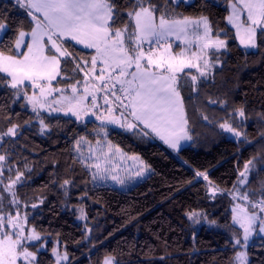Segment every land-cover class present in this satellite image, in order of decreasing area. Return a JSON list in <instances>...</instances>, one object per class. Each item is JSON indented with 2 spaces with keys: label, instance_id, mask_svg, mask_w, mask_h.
Wrapping results in <instances>:
<instances>
[{
  "label": "trees",
  "instance_id": "1",
  "mask_svg": "<svg viewBox=\"0 0 264 264\" xmlns=\"http://www.w3.org/2000/svg\"><path fill=\"white\" fill-rule=\"evenodd\" d=\"M230 1L144 0L157 18L206 17L212 36L227 42L226 50L208 53L210 74L199 77L187 70L180 76L191 144L177 152L139 126L117 129L34 111L28 104L30 87L12 88L10 78L0 73V155L5 157L0 161V212L19 216L40 235L27 245L37 252L36 264H56L53 249L61 257L67 254L62 264H103L108 257L113 264H238L243 233L233 223L232 206L238 202L259 215L254 204L264 201V35L258 31L255 51L242 48L228 24ZM109 3L114 5L110 25L113 30L127 27L131 53L134 19L128 13L138 10V0ZM22 5L0 0L3 54L15 55L19 33L34 28ZM63 46L71 57L62 60L58 80L68 85L83 78L81 61H90L94 52L71 42ZM114 88L124 97L120 86ZM124 105L118 118L120 112L129 113ZM241 108L244 117L238 114ZM225 123L241 135L221 128ZM11 127L17 134L3 135ZM99 140L140 156L149 175L131 187L98 182L84 145ZM191 213H196L192 219ZM259 225L263 228L260 215ZM246 251L247 264H264V237L254 238Z\"/></svg>",
  "mask_w": 264,
  "mask_h": 264
},
{
  "label": "snow or ice",
  "instance_id": "2",
  "mask_svg": "<svg viewBox=\"0 0 264 264\" xmlns=\"http://www.w3.org/2000/svg\"><path fill=\"white\" fill-rule=\"evenodd\" d=\"M26 6L30 10L34 9L35 12L42 13L44 23L29 11V15L37 22L30 33L31 43L26 45L28 52L21 59L15 56H5L0 52V73H6L10 77L12 88H18L25 81H29L34 87L40 89V95L43 96L46 85H50L51 81L60 74V62L57 56L44 55V50L47 47L44 39L47 37L52 48L60 56L68 55L71 57V53L62 50L61 44L57 43V39L62 43L64 38H68L86 47L95 48L104 64L118 69L120 76H124L128 67L135 63L136 71L131 75L133 80H140V85L134 91L130 103L124 105L125 108L130 109L129 115L146 128H151L173 148L178 147L181 139H191L185 130L187 119L184 102L177 87V73L183 72L185 68H197L200 76H204L205 72L199 70V64L186 57L184 53L173 54L168 38L175 35L177 39H181V34H184L186 38L189 27H191L197 39L202 41L201 48L214 47L219 49L226 47V41L218 38L212 40L209 36L211 29L207 18L202 17L193 20L184 17L169 20L164 15L157 18L154 8L145 7L144 0H138V10L128 13L135 21L134 32L129 34V40H134L130 54L129 50L124 47L123 40L124 33L128 31L127 27L121 31L113 30L110 25V22L113 21L114 5L110 4L109 0H28ZM244 10H247V14L245 20L242 21L240 17ZM228 21L237 29V35L240 34L241 30L246 34L247 39L241 37V44L245 47H256L257 28L264 35V0H237V4L232 5V14L228 17ZM246 23L247 26H245ZM201 26L203 27L202 35L199 32ZM3 27L4 25L0 23V29ZM25 35L26 33L23 31L19 33L20 39L16 41V48H20ZM53 37L57 39H53ZM144 41H147L149 45V52L146 57L141 48ZM153 44L157 47L163 46L164 51L154 56L151 48ZM142 59H145V65L140 63ZM91 63L95 67L96 59L93 58ZM204 64L206 68L209 66L207 60L204 61ZM152 68H155V71H152ZM98 79H103V70H101V76ZM191 79L196 81L197 77L192 76ZM41 81L44 83H40ZM123 83L131 85L132 81ZM76 91L77 89L72 87V92L75 93ZM121 91L126 90L121 89ZM111 95L115 96V93L113 92ZM34 96L29 99L33 100ZM116 99L119 100L120 98L116 97ZM69 111L79 118V112L74 111L71 107ZM237 111L240 117L245 116L242 108ZM120 115L124 116V113H120ZM204 119L207 117L205 116ZM109 122L116 123L118 120L113 117ZM41 123L43 124V121ZM127 126L132 128L134 125L129 123ZM220 127L237 136L241 135L227 123L221 124ZM164 133H168V135ZM16 134V128L11 127L3 135L15 136ZM144 134L147 135V133ZM79 143L77 141V146ZM4 159L5 157L0 155V161ZM251 163L252 161H249L245 165L244 172L240 173L241 177H245L249 171L248 165ZM92 167L98 171H105L101 169L99 163L92 165ZM113 178L115 179V177ZM204 179H207L206 175H204ZM67 183L68 181H65V184ZM244 198L247 199V196ZM17 215L19 214L17 213ZM195 216L196 213L189 214L190 219ZM5 219L4 216H0V264H17V260L21 257L31 264V261L35 260V255L24 247V240H41L40 235L35 233L33 229L32 235L23 237L24 228L14 223V218L11 216L7 218L6 222L14 231H4ZM256 219L255 215L249 218L250 222H254ZM241 227L244 225L241 224ZM261 231H264V228ZM248 236L249 228L244 227L243 240L245 242L248 240ZM235 243L240 244L241 240L236 239ZM53 252L56 253V249H53ZM60 259L66 260L67 254L65 253L63 257L57 254V264H59ZM237 260L239 264H245V253H239ZM103 264H113V259L111 257L105 258Z\"/></svg>",
  "mask_w": 264,
  "mask_h": 264
},
{
  "label": "rangeland",
  "instance_id": "3",
  "mask_svg": "<svg viewBox=\"0 0 264 264\" xmlns=\"http://www.w3.org/2000/svg\"><path fill=\"white\" fill-rule=\"evenodd\" d=\"M20 1L25 6L28 3V0H20ZM175 1H185L186 3H191L194 0H175ZM233 4H237V0L230 1L228 17L232 14ZM237 6L240 7V5H237ZM28 10L31 11L42 23H44L42 13L35 12L34 9H31V10L28 9ZM246 14H247V10H244L240 17L242 21L245 20ZM203 18H206V17H203ZM190 19L198 20L200 18H190ZM33 21L36 25L37 21L35 20ZM228 24L235 30L237 40L239 41V44L242 48H244L247 51H255L257 49V33L260 30L259 28H257L256 35H255L256 47L252 48V47H245L243 44H241V37H244L245 39H247V36L243 32V30H241L239 35H237V29L234 27V25L231 24L229 21H228ZM134 25H135V21H134ZM245 26H247V23L245 24ZM209 27L211 29L209 36L211 37L212 40H216L218 37L212 36V28L210 26V23H209ZM4 28H6V26H4ZM119 30L123 31V29H119ZM199 32L201 35L203 34L202 26ZM25 36L26 37H24L23 41L21 42L20 48H15V51H16L15 55H9V54H4V55L5 56H15L18 59H21L23 55L28 52L27 47H26L27 45L26 40L28 38V35H25ZM29 36H30V33H29ZM181 36H182L181 39H177L175 35H172L168 38V43L171 45V52L173 54L181 53V52L184 53L186 57L191 58L193 62H196L199 64V70H202L205 72L204 76H207L208 74H210V71H211L210 66L212 64V61L208 55L209 50L210 51L211 50L224 51L227 49V42H226V47H222L219 49H216L214 47L201 48L202 41L197 39L196 34H194L191 27H189L186 38L184 37V34H181ZM53 39H57V38L53 37ZM218 39H221V38H218ZM29 40H30L29 42L30 44L31 39ZM123 40H124V47L125 48L128 47L126 44L125 33L123 36ZM221 40H224V39H221ZM64 42H71L80 48H83L86 50H92L94 52L92 59L93 58L96 59L95 67L92 66V63H91L92 59L90 61L82 60L80 69L83 70L84 72L83 78L75 83L63 85L58 79L61 77L60 76L61 62L68 55L60 56L59 53H57L55 49L52 48L50 42L47 40V37H45L44 43L47 45V47L44 50V55L45 56H53V55L57 56L60 62L59 63V73L60 74L57 75L55 79L51 81L50 85H46L45 94L43 96L40 95V89L34 87L29 81H25L24 84L18 87V89H24V91L26 87L28 86L30 87L26 89L28 90V94H27L28 104L30 105L32 110L35 107L34 111L45 112L51 115L70 116L82 122L95 120L102 126H108V127L117 128V129L124 128L125 130L126 129L128 130L129 127L127 125L131 123L134 125L133 127L139 126V127L144 128L154 138L162 142L166 147H168L173 152H177L181 150L182 148L187 147L191 144V139H181L179 141L177 148L171 147L169 143H166L164 139H161L160 135H157L156 132H153L151 128H146L142 123L136 121L134 117L129 115V113L126 112L127 114H125L122 109L121 111L125 115L120 116L118 118V115L116 114V112H118V109L120 110L119 108L120 103L121 104L126 103V105H128L130 101L132 100L134 91L137 90L140 85V80L139 79L133 80V77L131 75V73L136 71L135 63H133L130 67H128L127 72L124 76H120L118 69H114L113 67L106 66L104 64L101 57L97 54V51L95 48L86 47L85 45L78 44L75 41H72L68 38H64L62 43L59 39H57V43L61 44L62 50H66L63 46ZM132 44L134 45V40ZM101 46L103 47V45ZM145 46H147V48ZM141 48L143 52L145 53V57H146L149 52V45L147 41H144L141 44ZM151 48H152L154 56L159 55L160 52L164 51L163 46L157 47L155 44L151 45ZM127 49L129 50V48ZM17 51H20V52H17ZM205 60L208 61L209 66L207 68L205 67V64H204ZM140 63L142 65H145V59H142ZM101 70H103V79H98V77L101 76ZM187 70H194L199 75V71L197 68H191V69L185 68L184 69V71H187ZM152 71H155V68H152ZM183 72L177 73V76H178L177 87H178L179 92H180L179 86H178L179 79ZM4 74L7 75L6 73ZM204 76L199 75V77H204ZM92 78L97 83H95ZM106 78H107L106 81H109V79L111 78L112 82L108 84L104 83L103 87L99 85V84H102V81H104ZM125 81H132V83L131 85H129L128 83H123ZM40 83H44V82L41 81ZM96 84H98V86H96ZM106 84L107 86L105 87ZM116 84L120 86L122 89L126 90L124 91V97H121L118 91L116 90V88H114L113 85H116ZM72 87H75L77 89L75 93L72 92ZM102 90L104 91L102 92ZM104 92H106L105 95L103 94ZM113 92L115 93V96L111 95V93ZM33 96H34V99L30 100L29 98ZM109 96H111L112 99H110ZM93 97H95V99H93ZM116 97H119L120 99L117 100ZM77 101H79V103H77ZM70 107L74 111L79 112V118L76 115H72V113L69 111ZM128 111L130 112V109H128ZM113 117L117 118L118 122L116 123L109 122V120H111ZM186 127H187V124L185 126V130H186ZM164 134L168 135V133H164ZM84 148H86L87 152H89L88 157L90 158L89 161L91 162V168L93 172L95 173L98 182L108 183V184H111L117 187H125V186L131 187L137 184L138 182H140L141 180H143L144 178H146V176H148L151 171L150 168L142 161L140 156L129 155V154L123 153L121 149L116 148L115 146L109 143H106L103 140H99L98 144L94 146L85 144ZM94 153L95 155L91 156V154H94ZM96 163H99L101 166V169H104L105 171H98L96 168L92 167V165ZM113 177H115V179ZM243 181H244L243 182L244 184L245 180ZM232 211H233V223L234 225L242 229L243 235H244V227L249 228L248 240L246 242L243 240L241 244V249L239 251V253L241 252L245 253V256H246L245 264H247L249 260L247 251H246L247 246L252 242L254 238L264 237V231H261L262 227L259 225V215L255 211L248 209L246 206L238 202H235L233 204ZM253 215H255L257 219L254 222H250L249 218ZM0 216H4L6 218L4 231H14L11 229V226L7 225V222H6L7 218L10 215L3 214L0 212ZM13 218H14L13 219L14 223L19 224L24 228L23 237H27L33 234L32 229L26 228V224H25L26 222L23 221V219H21L19 216H16ZM241 224H243L244 227H241ZM243 235H242V239H243ZM13 238L15 239V236ZM36 241L37 240L29 241L25 239L24 247L27 248L28 244H33ZM43 249L45 248H39V250H43ZM28 251L34 253L35 255L34 261H31V258H30L31 264H36L37 252L31 251L29 249ZM56 255H57V250H56V253H54L55 258L57 259ZM63 256L64 254L62 255V257ZM67 260H68V257L66 260L60 259L59 264H62L66 262ZM17 264H29V261H25L24 258L21 257L17 260ZM56 264H57V260H56ZM238 264H239V261H238Z\"/></svg>",
  "mask_w": 264,
  "mask_h": 264
},
{
  "label": "crops",
  "instance_id": "4",
  "mask_svg": "<svg viewBox=\"0 0 264 264\" xmlns=\"http://www.w3.org/2000/svg\"><path fill=\"white\" fill-rule=\"evenodd\" d=\"M15 1H17V2H20L21 4H23L20 0H15ZM24 5V4H23ZM5 30H6V28H2V29H0V40L2 39V36H3V34H4V32H5ZM26 35H28V38H27V44H29V42H30V36H29V33H26ZM26 37V36H25ZM20 39V36H19V38H18V40ZM15 48H16V46H15ZM126 49H127V47H126ZM19 50V49H18ZM212 51V50H211ZM17 52H20V51H17ZM209 52H210V50H209ZM60 71H61V69H60ZM93 79V78H92ZM107 80V78L104 80V81H102V84H99V85H101V86H103V84L105 83V82H107L106 81ZM93 81L95 82V83H97L94 79H93ZM96 86H98V84H96ZM186 132H187V134H188V136H190L189 135V132H188V128L186 127Z\"/></svg>",
  "mask_w": 264,
  "mask_h": 264
},
{
  "label": "built area",
  "instance_id": "5",
  "mask_svg": "<svg viewBox=\"0 0 264 264\" xmlns=\"http://www.w3.org/2000/svg\"><path fill=\"white\" fill-rule=\"evenodd\" d=\"M255 208L257 209V211H259V215H260V220H261V223H262V226L264 228V201H257L255 204H254Z\"/></svg>",
  "mask_w": 264,
  "mask_h": 264
}]
</instances>
